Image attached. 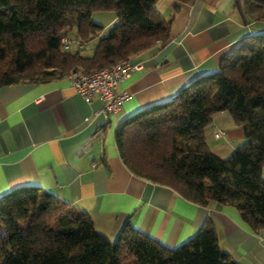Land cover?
<instances>
[{
    "label": "trees",
    "instance_id": "obj_1",
    "mask_svg": "<svg viewBox=\"0 0 264 264\" xmlns=\"http://www.w3.org/2000/svg\"><path fill=\"white\" fill-rule=\"evenodd\" d=\"M156 1L0 0V87L92 73L164 44L172 16L165 19ZM239 3L255 26L221 58L217 71L124 118L114 140L133 175L201 206L231 204L258 231L264 228V30L256 23L264 22V0ZM96 11L114 13L107 29L92 20ZM63 36L85 44L98 40L84 56L80 48L64 49ZM219 111L230 114L244 138L223 158L205 140L211 116ZM0 264L240 263L219 248L209 219L172 248L129 223L111 240L95 231L87 212L37 185H23L0 196Z\"/></svg>",
    "mask_w": 264,
    "mask_h": 264
},
{
    "label": "crops",
    "instance_id": "obj_2",
    "mask_svg": "<svg viewBox=\"0 0 264 264\" xmlns=\"http://www.w3.org/2000/svg\"><path fill=\"white\" fill-rule=\"evenodd\" d=\"M154 7L165 19L172 16L170 37L131 58L144 68L118 82L116 90L129 94L118 113L104 116L99 96L85 100L68 76L0 87V196L37 185L87 212L95 231L111 240L129 223L170 248L209 219L221 250L240 264H264V228H250L235 206L187 201L168 186L133 175L120 159L114 140L119 122L217 71L221 58L255 26L239 0H157ZM109 16L105 26L115 19ZM214 129L223 131L220 138L213 137ZM205 140L223 158L244 138L230 114L219 111Z\"/></svg>",
    "mask_w": 264,
    "mask_h": 264
},
{
    "label": "built area",
    "instance_id": "obj_3",
    "mask_svg": "<svg viewBox=\"0 0 264 264\" xmlns=\"http://www.w3.org/2000/svg\"><path fill=\"white\" fill-rule=\"evenodd\" d=\"M60 43L64 49H69L71 45L82 48L85 43L77 39H69L66 36L60 38ZM144 68L142 61L132 59H121L110 66H105L92 73H73L67 75L73 88L85 99L89 100L92 94H97L102 102L101 113L104 116H111L120 111L122 103L129 94L125 91H117L118 82L127 79L135 71ZM223 131L213 130V137L218 139Z\"/></svg>",
    "mask_w": 264,
    "mask_h": 264
},
{
    "label": "rangeland",
    "instance_id": "obj_4",
    "mask_svg": "<svg viewBox=\"0 0 264 264\" xmlns=\"http://www.w3.org/2000/svg\"><path fill=\"white\" fill-rule=\"evenodd\" d=\"M113 12L110 11H96L92 14L91 18L92 20H94V22L102 24L103 26H105L106 22L109 19V15H113ZM257 26L260 27V30H264V22H257L256 23ZM109 25L105 26V29H107ZM73 35V33L71 34V36ZM69 39H74L73 37H68ZM97 38L91 39L89 41H87V43L79 49L80 53L84 56H90L93 52V48L97 43ZM77 47L74 45L70 46V50L71 51H75ZM131 59V58H129ZM77 73H82V72H77Z\"/></svg>",
    "mask_w": 264,
    "mask_h": 264
}]
</instances>
